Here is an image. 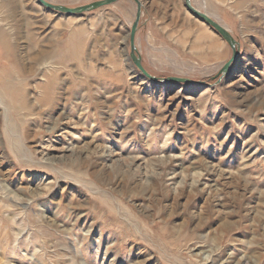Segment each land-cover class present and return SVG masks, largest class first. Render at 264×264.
Wrapping results in <instances>:
<instances>
[{"label":"rangeland","instance_id":"rangeland-1","mask_svg":"<svg viewBox=\"0 0 264 264\" xmlns=\"http://www.w3.org/2000/svg\"><path fill=\"white\" fill-rule=\"evenodd\" d=\"M139 1L144 68L206 85L144 78L134 0H0V264H264V0H191L224 74L185 0Z\"/></svg>","mask_w":264,"mask_h":264},{"label":"water","instance_id":"water-1","mask_svg":"<svg viewBox=\"0 0 264 264\" xmlns=\"http://www.w3.org/2000/svg\"><path fill=\"white\" fill-rule=\"evenodd\" d=\"M118 1L120 0H98V1L86 4L83 6L75 7V8L62 6V5H55L46 0H37V3L40 6L45 7L46 9L52 12H55L60 15H65L68 17V16H79L87 12L98 10L100 8L113 5L114 3ZM134 1L137 4V15H136V20L131 29L130 56L132 58V61L134 62L135 67H137V69L144 76V78L156 84L158 83H164V84L179 83V84H188V85H206V83L203 81H196V80H192L189 78H183V77H168V78L155 77L144 68V66L142 65V57L136 46V34H137V30L139 28L140 20L142 17V4L140 3L139 0H134ZM185 2H186V6L189 9V11L192 12L201 21L206 23L212 30H214L233 50L232 58L226 63V65H224L223 69L221 70V74H224L229 69L232 62L235 61L236 58L238 57V51H239L238 41H236V39L233 37V35L230 33L229 30H227L221 24H219L214 19H212L207 13H203L200 10L196 9L194 5L192 4L191 0H185Z\"/></svg>","mask_w":264,"mask_h":264},{"label":"crops","instance_id":"crops-1","mask_svg":"<svg viewBox=\"0 0 264 264\" xmlns=\"http://www.w3.org/2000/svg\"><path fill=\"white\" fill-rule=\"evenodd\" d=\"M200 20V19H199ZM202 23V25H198V31L202 34H198L197 37H194V50L196 53H194V56L201 57L202 60L205 58L208 60L214 59L217 57V45H216V32L212 30L206 23L203 21H199ZM193 35V33H191ZM208 37L205 42H202L201 39ZM198 39L200 41H198ZM197 42H200L201 44H197ZM198 51V52H197Z\"/></svg>","mask_w":264,"mask_h":264},{"label":"bare ground","instance_id":"bare-ground-1","mask_svg":"<svg viewBox=\"0 0 264 264\" xmlns=\"http://www.w3.org/2000/svg\"><path fill=\"white\" fill-rule=\"evenodd\" d=\"M217 34V33H216Z\"/></svg>","mask_w":264,"mask_h":264}]
</instances>
